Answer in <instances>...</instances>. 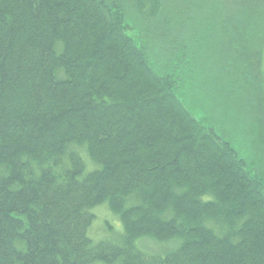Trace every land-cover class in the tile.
<instances>
[{
	"label": "trees",
	"instance_id": "trees-1",
	"mask_svg": "<svg viewBox=\"0 0 264 264\" xmlns=\"http://www.w3.org/2000/svg\"><path fill=\"white\" fill-rule=\"evenodd\" d=\"M163 8L0 0V264H264V176L129 34ZM101 204L117 241L87 234Z\"/></svg>",
	"mask_w": 264,
	"mask_h": 264
},
{
	"label": "rangeland",
	"instance_id": "rangeland-1",
	"mask_svg": "<svg viewBox=\"0 0 264 264\" xmlns=\"http://www.w3.org/2000/svg\"><path fill=\"white\" fill-rule=\"evenodd\" d=\"M163 3L155 17L129 10L130 36L154 66L175 78L179 99L196 119L231 143L253 174L264 176V0ZM255 11L259 18L250 16ZM90 211L89 238L117 241L118 217L106 204ZM136 246L152 253L167 245L148 238Z\"/></svg>",
	"mask_w": 264,
	"mask_h": 264
}]
</instances>
